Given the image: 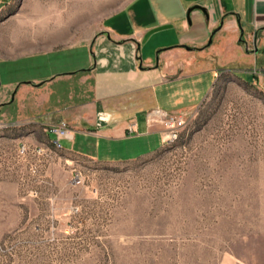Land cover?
I'll return each instance as SVG.
<instances>
[{
    "label": "rangeland",
    "instance_id": "rangeland-1",
    "mask_svg": "<svg viewBox=\"0 0 264 264\" xmlns=\"http://www.w3.org/2000/svg\"><path fill=\"white\" fill-rule=\"evenodd\" d=\"M133 1L0 0V55L50 44L56 30L65 29L61 42L87 40ZM7 109L0 264H264L259 81L223 70L203 101L181 112L178 138L124 161L58 146L48 126L18 127Z\"/></svg>",
    "mask_w": 264,
    "mask_h": 264
},
{
    "label": "crops",
    "instance_id": "crops-1",
    "mask_svg": "<svg viewBox=\"0 0 264 264\" xmlns=\"http://www.w3.org/2000/svg\"><path fill=\"white\" fill-rule=\"evenodd\" d=\"M64 30L0 55V112L18 127L66 121L63 147L99 161L160 148L152 111L195 108L223 70L264 86V0H134L87 40L61 42Z\"/></svg>",
    "mask_w": 264,
    "mask_h": 264
},
{
    "label": "built area",
    "instance_id": "built-area-1",
    "mask_svg": "<svg viewBox=\"0 0 264 264\" xmlns=\"http://www.w3.org/2000/svg\"><path fill=\"white\" fill-rule=\"evenodd\" d=\"M151 121L160 122L164 125L165 139L164 143L173 138V135L179 133L183 122H185V115L179 111H166L163 109H155L150 115ZM51 133H54L57 138L55 139L58 143H61V139L66 137H72L74 129L66 121H61L57 124H47ZM62 144V143H61ZM26 147L21 148V152H25Z\"/></svg>",
    "mask_w": 264,
    "mask_h": 264
},
{
    "label": "bare ground",
    "instance_id": "bare-ground-1",
    "mask_svg": "<svg viewBox=\"0 0 264 264\" xmlns=\"http://www.w3.org/2000/svg\"><path fill=\"white\" fill-rule=\"evenodd\" d=\"M185 124V122H183L182 126ZM51 130V129H50ZM179 136V133H176L175 135H173V138H169L168 141H173L175 140L176 138H178ZM54 143L57 144L58 146H63L61 143H58V141L54 140Z\"/></svg>",
    "mask_w": 264,
    "mask_h": 264
},
{
    "label": "water",
    "instance_id": "water-1",
    "mask_svg": "<svg viewBox=\"0 0 264 264\" xmlns=\"http://www.w3.org/2000/svg\"><path fill=\"white\" fill-rule=\"evenodd\" d=\"M216 31H217V29H215V30L213 31V34H214ZM212 40H213V37L210 38L209 43H211ZM184 47H186L187 49H192V48H193V47H191V46H189V45H184ZM0 85H1V83H0Z\"/></svg>",
    "mask_w": 264,
    "mask_h": 264
}]
</instances>
